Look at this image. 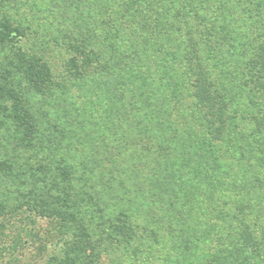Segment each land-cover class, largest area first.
<instances>
[{
  "label": "trees",
  "instance_id": "16d2710c",
  "mask_svg": "<svg viewBox=\"0 0 264 264\" xmlns=\"http://www.w3.org/2000/svg\"><path fill=\"white\" fill-rule=\"evenodd\" d=\"M84 2L91 7L93 18L86 26L70 30L74 42L68 48L74 53L67 61L68 73L90 76L98 82V88L89 91L93 89L106 111L115 105L112 96L109 100L101 98L104 92L99 79L105 74L128 88L148 78L159 86L162 83L158 89L162 105L154 113V126L148 125L144 131L147 138H163L166 144L159 157L152 158L151 146L145 140V157H136L127 165L131 175L142 176V180H138L140 188L132 190L129 186L126 192L132 201L123 210L109 218L73 225L66 223L68 218H56L62 234L53 235L58 237L54 239L58 252L55 260L61 264H156L160 259L163 264H264V200L251 204L252 197L247 195L244 203L218 202L221 198L210 201L199 195L197 182L189 184L185 177L175 180L177 164L170 156L175 143L195 139V130L205 143L225 144L233 109L213 68L215 57L232 59L231 73L242 90L241 97L256 103L248 119L264 130V30L247 24L250 28H232L237 24L235 18L222 21L230 28H219L220 22L205 13V0ZM261 2L264 6V0ZM7 3L12 2L0 0V47L15 50L16 56L14 60L6 56L12 69L0 66V112L28 141L34 139L37 125L23 88L46 93L56 85L49 59L38 53L27 54L19 46L26 35L25 24L14 22V14L8 10L2 16ZM97 65L105 66V70ZM13 69L21 79H10ZM142 117L149 118V108ZM196 193L201 202L191 207L185 198ZM25 234L27 229L22 226L2 233L0 256L17 263L14 254L22 247Z\"/></svg>",
  "mask_w": 264,
  "mask_h": 264
},
{
  "label": "rangeland",
  "instance_id": "374dc122",
  "mask_svg": "<svg viewBox=\"0 0 264 264\" xmlns=\"http://www.w3.org/2000/svg\"><path fill=\"white\" fill-rule=\"evenodd\" d=\"M11 2L2 16L8 10L14 14V22L25 24L26 35L19 46L27 54L38 53L49 59L56 86L46 93L23 88L37 125L32 140H24L11 119L0 112V236L16 226L26 228L30 234L23 236L22 247L14 254L19 261L12 263L9 257L0 256V264H61L54 256L58 253L54 239L58 237L53 235L62 234L56 218H68L66 223L73 225L120 212L132 201L126 192L129 186L132 190L140 188L138 180L142 176L137 179L131 175L127 165L133 164L136 157L137 160L145 157L142 143L146 140L151 146L152 158L163 152L166 141L163 138L153 141L144 131L148 125L154 126L157 118L154 113L162 105L158 90L162 83L159 86L148 78L133 82L132 88H128L107 73L104 79L98 78L104 92L101 98L109 100L112 96L115 109L106 111L93 94L98 82L90 80V76L70 75L66 68L74 53L68 48L74 42L69 37L70 30L86 26L89 18H93L88 3L83 0ZM203 6L207 15L220 22L219 28H230L222 21L227 23V18H235L237 24L232 28L264 30L261 0H205ZM130 42L128 39V47ZM14 51L0 47V64H3L0 66L12 69L6 56L14 60ZM224 57L212 58V63L233 109L225 144L205 143L196 134L197 130L190 143L185 140H180L181 144L172 143L170 156L177 164L175 180L185 177L189 184L197 182L199 195L210 201L221 198L218 202L244 203L248 195L252 197L251 204H256L264 200V130L248 119L256 103L241 97L242 90L231 73L232 59ZM97 67L105 70V66ZM10 72L11 80L15 76L21 79L15 75L17 70ZM90 88L93 89L89 91ZM144 107L149 108V118L142 117ZM227 149L229 153L225 152ZM200 152H203L201 156ZM196 195L185 198L191 207L201 202ZM58 211L62 214L54 213ZM156 264L163 263L160 259Z\"/></svg>",
  "mask_w": 264,
  "mask_h": 264
}]
</instances>
